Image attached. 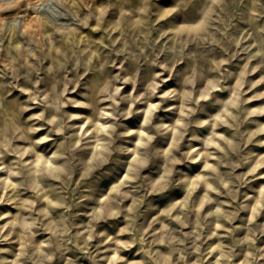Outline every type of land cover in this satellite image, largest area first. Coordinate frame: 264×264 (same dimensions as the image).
Returning <instances> with one entry per match:
<instances>
[{
	"label": "clouds",
	"instance_id": "1",
	"mask_svg": "<svg viewBox=\"0 0 264 264\" xmlns=\"http://www.w3.org/2000/svg\"><path fill=\"white\" fill-rule=\"evenodd\" d=\"M151 0H143V6L136 9L139 13L134 20L125 23L126 17H131L132 12L120 10V20L115 25L105 27V18L109 10L116 7L108 0L107 3L96 5V0H0V14L16 9L15 17L8 18L0 16V63L4 69H0V76L7 72L12 75L13 81L24 79L32 87H23L20 91L27 94L32 105L39 106L44 110L29 117L31 121H43L47 125L48 131L55 132L57 136H64L65 141L60 147L45 155L38 152L37 146L44 145L51 140L48 135L39 139L30 140L29 134L41 131L36 126L23 127L20 117L24 112L29 111L28 107H21L19 111L15 108L5 106L4 97L0 95V118L3 119V127H0V159L5 153L15 155L17 159L11 167L0 162V172H7V177H0V204L11 203L26 211L28 215H17L8 220V223L0 226V241H7L16 229H20V249L15 255V259L9 264H75L72 259H65L69 251L68 245L72 243L70 234L74 225L71 223L72 205L66 203V198L54 201L50 197V189L45 186L46 181L56 180L67 185L72 182L73 177L79 174V184H86L87 190L81 194V200L92 206L91 211L84 209L89 216V223L84 231L78 232L76 239L84 237L82 251L88 253L89 242L97 236H105L104 232H97L96 227L101 222L116 220L121 216L125 217L128 223L120 229L118 235H129L131 240L121 241L112 236H108L105 243L111 242L115 245L111 251L114 255L108 258V264H127V261L120 255L122 250H130L137 244L145 245L146 237L149 235L147 229L138 227L136 220L142 218L145 212H152L158 207L156 198L168 197L174 189L184 187L186 194L183 199H178L161 215L174 219L182 227H188L187 217L191 214L196 217V222L192 232L173 234L176 230L165 225L159 232L153 233L152 244H160L168 247L167 254L159 251L153 252L147 249V255L154 261V264H183L188 252L187 241L192 240V248L201 257H210L213 253H218L215 264L231 262L236 245H246L248 251L241 264H260L264 261V248L256 247L257 233L249 228L248 235L244 240H238L234 245L224 244V237H231L235 232L234 228H226V221L231 224L241 210L247 211L250 207L251 216L249 225L254 224L256 219L264 213V187L259 190V197L249 195L244 196L245 201H253L251 205L241 203L234 211H227L232 208V204L224 200H217L216 197L228 196L233 202L237 201L241 195L240 189L244 186L249 176H255L258 170L264 167V156H260L247 173L233 176L237 168L247 164L252 159L251 155L241 157L244 145L250 144L253 138L264 133V125L247 136V140L237 143L235 139L227 138L224 135H217L213 131L212 135L204 141V150L190 148L181 152L180 145L186 135L193 127L203 126L209 121L194 120L197 115L198 105L201 101L211 99L210 91L205 90L199 96L195 95V76L189 74L185 77L187 86L183 92L175 90L159 93V102L148 103L145 110L146 115L139 131L131 133L127 131L123 120L129 118L132 107L127 111L120 110L122 100L128 99L121 95L124 84H132L135 89L138 73L121 77L117 74L110 79H106L99 84L96 97L93 103H83L67 98L69 91L67 80H55L50 91L40 88L39 73L40 63L43 57L55 54L60 67L63 69L70 64L79 68L80 57L86 52L90 55L84 64L85 73L91 70L94 59H99V51H92L94 45H102V41L89 39L81 34V28H88L91 21H95L93 31H104L111 39L114 31L121 32V38L127 35L126 28L147 38L148 32L153 27L151 21ZM216 5L223 4L224 0H213ZM176 8L168 9L159 15V20H164L167 16L176 12ZM211 15L207 14L202 21L204 30L211 27ZM156 21V23L159 22ZM32 21L36 31L28 32L23 25ZM148 30V31H142ZM177 39L182 35V29H170ZM168 33H165L167 35ZM113 44L115 42H112ZM50 44L51 47H47ZM59 44V47L56 45ZM85 44V48H81ZM103 46V45H102ZM120 51H123L121 49ZM32 61L31 63L29 61ZM227 60L219 61V65L226 64ZM108 61L100 66L102 72ZM115 67V63L111 65ZM123 71V66L121 65ZM7 70V72H5ZM23 70V76H21ZM195 73V69H193ZM219 85L220 81H216ZM63 85L62 90L57 91ZM16 85L13 84L12 87ZM160 84L155 80L148 87V90L141 97L134 100L147 102L149 97L156 96ZM182 97L180 108V118L174 123H166L162 118L158 122L157 113L163 109L164 100ZM108 101L104 108L97 105ZM241 99L238 94H234L229 101L224 112L215 117L213 129L221 124L227 127H236L240 120ZM196 105V107L191 106ZM72 108H90L96 113V118L85 117L83 114L74 113ZM52 111L49 112L48 109ZM231 109L236 110L234 114ZM264 115V108L253 109L247 113V117ZM123 118V119H122ZM86 120L83 125H77L79 132L71 136H65L66 130L70 129L73 122ZM104 121V123H101ZM89 126H91L89 128ZM89 128V131H84ZM171 133V142L164 145L158 143L161 138H166ZM137 136L134 147H129L127 137ZM89 136L93 139L89 141L91 152L83 147ZM24 140L28 147H13V141ZM210 149L212 151H210ZM81 155H76L77 153ZM219 153V155H217ZM195 154V155H194ZM235 155L238 159L233 160ZM32 157L26 160L25 157ZM129 156L131 157L129 160ZM163 161V170L160 171L159 164ZM203 162V171L194 180H189L184 170L180 167L185 162ZM214 161V163L210 162ZM119 166L123 172L122 179L118 183L104 191V181L111 175L113 168ZM221 167L230 169L226 173L220 171ZM155 171V175L153 172ZM13 178H17L15 181ZM203 188V195L198 201L193 200L199 189ZM21 190H30L34 199L20 198ZM131 203L125 207V201ZM43 202L45 208L37 210V204ZM207 205H215L214 209L205 215L204 209ZM54 208L64 209V213L58 219H54L51 210ZM178 213L173 216V213ZM11 215V214H8ZM0 216V219H5ZM209 218L214 220L211 233L206 238L202 235L203 229L207 226L205 221ZM158 217L153 220L156 223ZM43 228L50 233L45 244L34 243L37 235L34 229ZM151 228V225H149ZM6 229H11L5 236ZM223 233V236H221ZM217 237L220 242L209 247L206 252L201 251V247L207 240ZM5 251L0 249V252ZM178 259L174 260L173 257ZM94 264L95 257L93 256ZM132 264H147L144 260L134 261ZM197 264H204L200 259Z\"/></svg>",
	"mask_w": 264,
	"mask_h": 264
},
{
	"label": "rangeland",
	"instance_id": "2",
	"mask_svg": "<svg viewBox=\"0 0 264 264\" xmlns=\"http://www.w3.org/2000/svg\"><path fill=\"white\" fill-rule=\"evenodd\" d=\"M108 0H96V5L107 3ZM116 7H113L107 13L105 18V27L115 25L120 20V10L132 12L131 17L125 18L127 24L130 20H134L139 15L136 9L143 6V0H111ZM151 10V21L153 27L148 32L147 38L140 35L139 32H133L126 28L127 35L121 38L120 31H114L111 39L107 37L106 32H95L93 28L95 21L90 22L88 28H81V34L87 36L91 40L102 41V45H94L92 51H99V59H94L91 64V70L85 73L84 64L87 61L90 53L86 52L80 57V67L76 68L70 62L65 68H61L55 54L42 58L40 63V88L42 90L50 91L55 80H67L69 91L67 98L77 100L83 103H93L96 97V91L99 84L104 80L119 74L121 77L138 73L137 83L135 89L132 84H124L121 95L128 99L122 100L120 103V110L127 111L132 107V115L123 120L126 124L127 131L135 133L140 130L146 115V108L148 103L159 102V93L165 91L175 90L183 92L187 87L185 85V77L189 74L195 76V95L199 96L205 90H211V99L201 101L198 105V112L194 120L209 121L203 126L193 127L189 134L185 136L184 141L180 145L181 152L188 151L190 148H197L200 151L204 150V141L210 137L213 131L217 135H224L227 138L235 139L237 143H242L247 140V136L256 131L261 125H264V115L250 116L245 119L247 113L257 108H264V0H224L223 4L216 5L213 0H151L149 5ZM176 8L177 11L172 15L167 16L164 20H159V15L168 9ZM17 10L13 9L9 12L0 14L6 17L11 22V18L15 17ZM210 14L211 27L204 30L202 21L205 16ZM159 20L158 23L156 21ZM24 30L28 32L36 31L32 21L26 22ZM170 29H182V35L177 39L174 32ZM148 31V30H142ZM165 33H168L165 35ZM112 42H115L114 44ZM59 47V44L56 45ZM47 47H51L47 44ZM85 44H81V48H85ZM123 49V51H120ZM3 55V54H0ZM108 61L104 70L100 71V66L104 61ZM227 60L228 62L219 65V61ZM32 62L31 60L29 61ZM115 63V67L111 66ZM123 66V71L120 66ZM0 69H4L3 63H0ZM195 69V73H193ZM7 72V70H5ZM23 76V70H21ZM160 84L158 94L149 97L147 102L143 100H134L135 97H141L153 81ZM216 81H220L217 85ZM15 84V87L12 85ZM23 87L31 88L24 79L13 81L10 72L6 75L0 76V95L4 97L5 106L8 108H15L19 111L21 107H28L29 111L24 112L20 117V122L23 127L36 126L41 128L40 132L29 134L30 140L39 139L42 136L48 135L51 140L44 145H38L37 151L43 152L45 155H50L51 152L56 151L61 144L64 143V136H57L55 132L48 131L47 125L43 121H31L29 117L36 115L39 111L44 110L39 106L32 105L26 93L20 91ZM63 85H60L57 91L62 90ZM234 94H238L242 103L239 111L240 120L236 127H227L223 124L213 129L215 117L225 111L229 101L233 99ZM110 103L105 101L97 105L98 108H104ZM163 109L157 113V120L163 119L166 123L172 124L180 118V108L182 104V97L178 96L174 99L164 100L162 102ZM196 107V105H191ZM70 110L74 113L83 114L85 117L96 118V113L90 108H72ZM52 111L51 108L48 109ZM231 111L236 114L235 109ZM123 119V118H122ZM3 119L0 118V127H3ZM86 120H77L73 122L70 129L66 130L65 136H71L80 129L77 125H83ZM104 123V121H101ZM91 126H89L90 128ZM85 128L84 131H89ZM137 136L129 135V147H134ZM93 139L89 136L85 141L83 147L88 149L90 154L91 145L89 141ZM171 142V133L166 138H161L158 143L167 146ZM13 147H28V143L24 140L13 141ZM210 151H212L210 149ZM76 155H81L77 153ZM195 155V154H194ZM219 155V153H217ZM241 157L251 155L252 159L249 163L237 168L233 176H238L247 173L260 156H264V133L255 136L250 144L244 145V151L240 154ZM129 156V160H130ZM234 161L238 158L233 155L231 157ZM17 159L15 155L8 153L0 159L5 166L11 167L13 162ZM26 160L32 157H25ZM214 163V161H210ZM189 180H194L196 176L203 171V162H185L180 166ZM160 171L163 170V161L159 164ZM220 171L226 173L230 169L221 167ZM155 175V171L153 172ZM0 177H7V172H0ZM123 177V172L119 166L113 168L111 175L104 181V191L102 195L107 194V188L115 183H118ZM17 178H13L15 181ZM79 174L73 177L72 182L67 185L61 184L56 180L46 181L45 186L50 191V197L54 200L66 198L65 202L72 205L71 209V223L72 228L70 238L72 243L67 247L65 259H72L75 264H94L93 256L95 257V264H108V258L112 257L114 253L111 251L115 247L111 242L105 243L108 236H112L121 241L131 240L132 237L125 235H118L120 229L125 227L128 221L121 216L116 220L101 221L97 227V232H104L105 236H97L89 242L88 253L82 251L84 237L79 240L76 239L77 233L84 231V228L89 223V216L84 209L91 211L92 206L87 205L81 200V194L87 190L86 184H79ZM264 187V167L260 168L255 176H249L244 186L240 189L241 195L235 202L228 196L216 197L217 200H224L232 204V208H226L227 211H234L241 203L251 205L253 201H245L244 196L249 195L259 197V190ZM204 189L198 190L193 196L194 201H198L203 195ZM20 198L34 199L33 193L30 190H21ZM186 194V188L180 187L173 190L168 197L156 198L158 200V207L152 212H145L142 218L136 220V225L147 229L149 235L146 237L145 245L137 244L130 250H122L120 255L125 258L127 264H132L134 261L144 260L147 264H154V261L146 254L147 249L151 248L153 252L159 251L162 254H167L169 248L156 244H152L153 233L159 232L167 225L169 228L176 230L173 234L180 235V233L192 232L196 222L194 215L187 217L188 227H182L174 219L161 215L165 212L172 203L178 199H183ZM131 201H125L124 206L127 207ZM47 207L46 204L40 202L37 204V210ZM215 205H207L204 209L205 215L208 211L213 210ZM54 219H58L64 213L62 208H54L51 210ZM11 214V215H8ZM28 215L20 207L11 203L0 204V216H5V219H0V226L8 223V220L17 215ZM178 213L174 212L173 216ZM251 216V209L247 211L241 210L238 212L234 221L229 224L224 223L226 228H234L235 232L231 237H224L223 243L227 245H234L238 240H244L249 233V228L256 232V247L264 248V213H262L254 224L249 225V218ZM158 217L156 223L153 220ZM212 223L214 220L209 218L205 221L207 225L203 229L202 235L206 238L210 235L212 230ZM151 225V228H149ZM11 229H6L4 235L7 236ZM37 235L34 237V243L45 244L49 239L50 233L43 228L34 229ZM20 229H16L13 235L7 241H0V249L5 251L0 252V264H9L15 259V255L20 249ZM223 236V233H221ZM220 242V239L213 237L204 243L201 247L202 252H206L209 247L214 246ZM188 252L183 264H197L200 259L204 260V264H215L218 253H213L210 257H201L192 248V240L187 241ZM248 251L246 245H236L233 252V258L230 264H241ZM178 259L177 256L173 257ZM53 264H57L53 261ZM224 264H229L225 261ZM260 264H264L261 261Z\"/></svg>",
	"mask_w": 264,
	"mask_h": 264
}]
</instances>
